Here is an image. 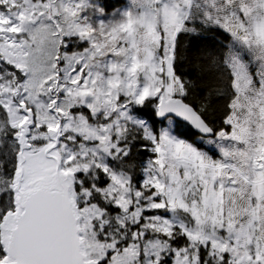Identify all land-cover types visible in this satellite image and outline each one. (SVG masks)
<instances>
[{"label":"snow or ice","instance_id":"6c2138e0","mask_svg":"<svg viewBox=\"0 0 264 264\" xmlns=\"http://www.w3.org/2000/svg\"><path fill=\"white\" fill-rule=\"evenodd\" d=\"M0 264H264V0H0Z\"/></svg>","mask_w":264,"mask_h":264}]
</instances>
